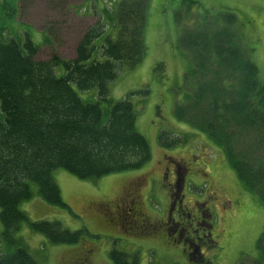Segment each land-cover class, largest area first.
Returning a JSON list of instances; mask_svg holds the SVG:
<instances>
[{"label": "trees", "instance_id": "obj_1", "mask_svg": "<svg viewBox=\"0 0 264 264\" xmlns=\"http://www.w3.org/2000/svg\"><path fill=\"white\" fill-rule=\"evenodd\" d=\"M148 3L120 0L103 7L72 59L54 52L36 59L39 47L28 33H8L1 17L12 13L0 10V221L5 239L27 223L51 243H77L82 235H90L86 229L71 231L59 221L32 222L20 210V204L32 196L30 183L47 203L67 207L53 179L54 170L62 168L80 179L94 180L141 169L150 161V147L136 129L130 98L144 100L149 90L130 91L118 101L109 98L110 83L120 72L134 69L145 55ZM176 16L178 22L179 11ZM192 22L182 26L178 36V47L190 66L183 74L182 97L173 114L220 147L238 179L264 203V156L252 152L264 143V82L258 79L251 49L244 46L234 13H204ZM98 39L101 44L96 47ZM98 53L102 59L95 56ZM58 66L64 75L55 74ZM72 84L81 91L95 88L97 101H84ZM184 138L165 131L157 136L162 148ZM256 250L251 264H264V230ZM109 256L114 264H140L137 253L113 248ZM190 262L209 264L204 258ZM0 264L37 263L17 247L11 253L0 252Z\"/></svg>", "mask_w": 264, "mask_h": 264}, {"label": "rangeland", "instance_id": "obj_2", "mask_svg": "<svg viewBox=\"0 0 264 264\" xmlns=\"http://www.w3.org/2000/svg\"><path fill=\"white\" fill-rule=\"evenodd\" d=\"M118 1L0 0V10L12 13L8 18L1 17L8 33H28L39 47L36 59H46L52 52L72 59L79 40L100 19L103 7L111 3L115 6ZM185 5H189L187 11ZM177 11L179 23L175 21ZM226 12L236 15L244 46L251 49L258 79L264 82V0H149L144 26L145 55L134 69L120 72L110 83L109 98L118 101L130 91L149 90L144 100L130 98L137 115L136 129L150 147V161L141 169L94 180L80 179L62 168L54 170L53 179L67 207L47 203L39 196L36 185L30 183L32 196L19 206L30 221H59L64 228L86 229L90 235H82L77 243L54 244L23 223L10 239H5L0 221L1 253L22 247L37 264H82L85 252L91 250V264H114L109 253L115 248L129 255L137 253L140 264H191L183 245L167 243L162 228L141 232L129 223L124 227L108 223L101 206L102 202H116L126 188L128 192L136 189L138 210L150 221L161 218L170 202L162 169L170 158H181L183 163L199 165L193 176H186L187 200L190 196L201 200L207 193L213 196L211 243L200 247L201 258L209 264H251L257 258L256 241L264 230V203L238 179L220 147L173 114L176 101L182 97L179 88L183 74L190 66L185 51L178 47L180 28L193 25L192 20L200 19L204 13L214 16ZM94 44L98 47L101 40ZM95 56L102 59L99 53ZM64 73L62 66L55 68L57 76ZM72 87L84 101H97L95 88L81 91L74 84ZM101 106L106 108L104 103ZM160 131L186 138L173 147L162 148L157 140ZM263 145L252 148V152L264 156ZM192 153L197 156L195 162Z\"/></svg>", "mask_w": 264, "mask_h": 264}, {"label": "flooded vegetation", "instance_id": "obj_3", "mask_svg": "<svg viewBox=\"0 0 264 264\" xmlns=\"http://www.w3.org/2000/svg\"><path fill=\"white\" fill-rule=\"evenodd\" d=\"M191 157L194 160L197 156L192 153ZM198 166L183 163L181 158H170L169 162L164 164L161 176L165 186L168 187L170 202L168 209L161 218L150 221L144 216L138 210L140 203L138 194L135 192L136 189L128 192L127 188L123 191L122 197L113 204L112 202L101 203L102 209L105 211L102 212V216L108 223H115L120 227L129 223L134 228H140L141 232L162 228L166 242L182 244L189 261L192 258L195 261L202 259L200 247L209 246L211 243L210 237L213 226L210 222L213 196L207 193L201 200H196L194 196L189 195L190 198L187 200L186 176H193V172ZM99 213L101 214V210ZM90 251L85 252L82 264H91Z\"/></svg>", "mask_w": 264, "mask_h": 264}, {"label": "crops", "instance_id": "obj_4", "mask_svg": "<svg viewBox=\"0 0 264 264\" xmlns=\"http://www.w3.org/2000/svg\"><path fill=\"white\" fill-rule=\"evenodd\" d=\"M246 47H247V45H246ZM249 49V48H248Z\"/></svg>", "mask_w": 264, "mask_h": 264}, {"label": "water", "instance_id": "obj_5", "mask_svg": "<svg viewBox=\"0 0 264 264\" xmlns=\"http://www.w3.org/2000/svg\"><path fill=\"white\" fill-rule=\"evenodd\" d=\"M181 182H182V180H181Z\"/></svg>", "mask_w": 264, "mask_h": 264}]
</instances>
